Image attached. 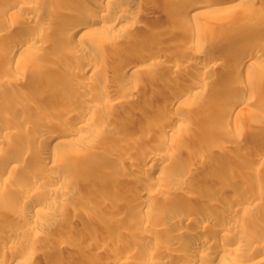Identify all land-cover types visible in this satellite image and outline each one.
<instances>
[{
    "label": "rangeland",
    "instance_id": "rangeland-1",
    "mask_svg": "<svg viewBox=\"0 0 264 264\" xmlns=\"http://www.w3.org/2000/svg\"><path fill=\"white\" fill-rule=\"evenodd\" d=\"M2 1L0 0V2ZM26 1L30 2L35 10L31 15L33 16L32 23L25 18L28 14L26 11L17 13V17L7 18V22H11L12 27L9 30H0V47L6 44L9 38H14L15 35L21 33L20 29L25 28L22 31L29 36V48L37 51V57L32 60L33 62L25 63L24 60H20L17 64H8L7 61L0 59V121H3V124L8 121V123L18 126L17 131L10 135L11 138H9L10 141L6 147L7 154L15 153L17 149H14V145L24 142L29 144L28 147L31 150L32 147H35L34 149L40 152L37 153V156H33L32 153L22 156L12 163L14 164L13 168L8 167L2 173L5 181L0 186V240L3 235L14 236L16 233H19V237L18 234L15 235L19 239L17 238L16 243L9 248L2 249L4 253L8 254V250L12 248V252L17 254L16 258L12 256L14 254H8L1 264H6L10 257H12L11 261L20 260L19 264H134L138 261L143 262L144 259L158 261L161 251L166 249L167 240L170 239V235H167L160 226L163 229L171 230L178 225H168L167 220L163 218H161L162 220L158 219L160 226L157 220H151L148 223L144 220L136 221V218L143 216V212L149 210L145 206L137 208L135 211L131 210L128 204L131 186L119 188V191L116 192L117 188L113 179L122 176L120 167L127 165L126 157L135 158L137 156L136 152L139 151L140 141H142L141 143L149 140L153 142L165 139L170 141L169 147L164 151L165 155L169 156V161L162 162L161 167L151 172L152 178H155L159 172L168 173L169 169L170 172L177 174L180 169L174 168V165L183 166L186 161L184 157H187L185 155L191 157L192 155L209 154L213 149L224 145L226 141L237 138L242 141L241 148L234 146L227 148L232 152L231 156L235 157L232 166L239 162L238 159H246L247 162H250L253 159L250 158L253 154L252 150L250 152V148L254 146L256 150L258 147L264 146V131L258 126L256 127L258 123L264 124V107L258 106L254 100L246 102L248 109L253 111V116L252 114H241V116L221 117L220 107L208 113L197 104L196 107H193L196 114L192 111L193 115L188 116L182 109H172L167 105L170 99H168L169 94L165 92L169 88L176 89L178 86L183 87L188 84L187 75L194 77L196 74H191L190 65L192 63L188 65L182 63L191 58L192 53L200 47L202 41L216 40L220 33L229 31L230 27L241 21L244 16L252 14L251 2L248 1L246 6L236 8L237 12H231V15L218 18L203 7L205 1L208 0H176L177 3L179 2L176 3V6L170 4L168 0H124L128 7L136 10L138 14L129 23L124 22L125 26L119 28L110 21L116 5L113 6V0H103L104 4L108 3V8L99 12L103 23H98L95 26L104 31L105 36L100 40L80 38L75 41H66V35L69 32L67 25L53 26L49 22L68 4V0ZM85 2L90 1L85 0ZM73 5L75 13L78 12L80 3L76 2ZM24 18L29 22L27 23L30 24L29 27ZM256 41L258 44L260 43V47H264V24L259 27L256 40L252 43H256ZM39 42L43 44V47H37L36 44ZM230 47L231 45H227L219 52H228ZM77 48L81 49L80 52L75 50ZM143 50L148 52L149 59L146 63L150 64L148 66L136 64L135 66L133 55L140 51L144 52ZM260 53L264 55L262 51ZM207 55L209 54L207 53ZM157 57H159V61L155 62ZM75 61H77V65L75 64L77 68L72 66ZM126 63L130 64L134 73L132 70L120 72L122 65ZM254 65L256 68L253 70V74L264 77V59L258 58ZM85 66L89 68V71L82 75L79 72L81 67ZM29 74H33V76L29 77ZM198 74L199 76L194 77V80L196 78L202 80V77L206 81L209 80L204 78L203 74ZM245 78L246 75L241 74L237 81L245 80ZM211 82L215 84L209 80V85ZM131 83L136 86L135 89H131ZM231 87H233L231 83H221L218 94L225 99L228 98L227 91ZM78 90L81 95L76 96ZM90 95H94L93 98H90ZM88 96L91 101L105 104L110 111L120 109L119 112L117 111L116 125L120 126L123 131L135 128L134 130H138L137 132L143 136L139 137L138 141L129 140L123 145L115 143L104 145L101 142L102 135L94 136L95 138L90 136L77 139L75 136L77 124L71 119L63 118L62 110L69 103L79 104L81 101H87ZM114 96H130L133 104L129 103V108L122 110V106L113 102ZM51 106H54L55 110ZM162 112L169 113L177 119H182L186 115L188 125L177 127L173 131H166L164 121L158 119V114ZM203 114H208L207 117L213 119L214 122L208 124ZM44 120L52 121L64 129V135L59 139L60 142L53 146L50 143L49 149L44 147L45 144L42 141L31 140L32 133L39 128V124ZM95 123L102 126L106 124V121L105 119H96ZM53 130V125L46 129L44 140L50 137ZM241 135L242 137H240ZM91 141L96 142V147L90 146ZM246 144L250 145H248L249 148L247 146V149ZM117 153H120V156H117ZM50 156L61 160L60 165L52 167L54 171L67 173L72 178L81 176V174L90 176L92 183L88 189L91 192L85 190L87 197L80 190L51 193L48 188H52L55 184L50 183L42 191L40 189L36 191V194L39 195L33 193L36 206L21 208L19 199L24 192L26 182L32 174L36 173L39 162ZM87 160L99 161V170L96 174L85 169ZM170 166L172 168H169ZM259 168L256 169L258 170L256 173L249 175H244V172L239 171L240 173L237 172L239 177L235 173L236 178L231 176L230 180L226 178L228 175L225 177L222 174L223 176H221L234 186L239 184L237 181L243 182L244 178L248 176L246 180H250L255 192L252 194L249 193L250 191H245L248 192L245 195L253 197L254 193L264 188V166ZM131 174L133 173L131 172ZM240 176L241 181L239 180ZM237 187L236 190L239 191L241 187ZM98 192H108L110 196L115 193L120 196L121 203L118 209L114 211L107 206L97 208L94 201L99 199L96 194ZM172 192V190L165 189L163 194L170 195ZM229 192L231 193L230 190ZM218 195L227 201L233 199V195L230 196L228 190H221ZM63 199L65 203L61 209H50L43 205L46 200H54L58 203ZM254 200L257 202L256 198ZM199 201L197 208L215 211L212 207H203L202 204L208 201H202V199ZM258 204L261 208H256L258 205L255 208H250L251 213H255L252 215H255L256 219L252 220L253 224L249 220L251 225H248L249 229L254 230V233L257 231L259 233V230L264 231V200L263 202L259 201ZM91 211L96 213V221L86 218V213ZM71 213L73 214L71 215ZM152 222L153 224H151ZM247 223H244L245 227L242 224L241 229H248V226L245 225ZM255 223H258L259 226ZM149 224L153 226L151 227ZM162 224L167 225L163 226ZM154 226H159L160 231L155 232L157 227ZM85 227L90 231V234H93H91L94 236L93 239L83 241V243L76 242L74 238L77 231L80 228V231H83ZM180 227L184 228L183 225ZM186 227L193 231L191 225ZM112 229H116V231H112ZM114 232L123 235L120 243L111 241ZM239 233L240 230L233 227H230L227 232V234L235 236ZM196 234L199 236L202 233ZM153 241L157 242L156 250L148 248V245ZM211 241L210 245L226 242L225 237L221 234L212 236ZM24 248H27V251ZM203 249L205 250V247ZM170 250L180 252L184 248L176 245ZM47 251H51L52 254L46 256ZM249 253V247L238 253L237 259L240 264H246L245 258ZM254 258L251 261L264 259V251ZM201 261L205 262L204 257ZM160 264L166 263L161 261Z\"/></svg>",
    "mask_w": 264,
    "mask_h": 264
},
{
    "label": "bare ground",
    "instance_id": "bare-ground-1",
    "mask_svg": "<svg viewBox=\"0 0 264 264\" xmlns=\"http://www.w3.org/2000/svg\"><path fill=\"white\" fill-rule=\"evenodd\" d=\"M89 1L90 2L87 3L85 0H68V4L63 7L60 12L55 14L53 19L50 20L49 24L53 26L66 24L67 29L69 30L66 35V41H75L80 38H87L88 40H100V38H103V36H105L104 34L106 33L99 30L95 25L98 23H103V20L101 19L102 17L99 16V12L107 10L108 3L104 4L103 0ZM236 1L237 0H208L203 4V7L206 8L207 11L210 10L214 16L223 18L225 15H231V12H237L238 9L236 8L246 6V2L250 1L253 13L251 12L252 14L244 16L241 21L238 23L236 22V24L230 27L229 31L220 33L216 40L202 41L200 43V47L197 48L198 50L196 49L193 52L194 54L192 53L191 58L189 56L190 59L182 63L185 65L192 63L190 67L191 74H196L194 77L199 76L198 73H201L203 74L204 78L213 81L215 84L211 82L209 85V80H207V82L205 79H203V77L202 80H199V78L198 80L197 78L194 80V77L187 75V79L189 80L187 85H184L183 87L178 86L176 89L169 88L167 91H165L166 94H169L168 99L170 100L167 105L170 108H176V110L182 109L183 112L189 116L191 114L193 115L192 111L194 114H196L193 109L194 106L196 107V104L201 106L203 111L208 113L212 112L213 110H217V108L220 107L221 117H227L241 116V114L251 115L253 111H251V109L249 110V107L246 105V102L248 101L251 102L254 100L258 106L264 107V77H261L258 74H253V70H255L257 65H254L256 60L258 58L264 59V55L260 53L261 51L264 53V47H260V43L258 44L257 41L256 43H252L256 40V33L259 27L264 24V0ZM76 2H79L80 5L78 12L75 13L73 10V4ZM112 2L113 6H116L110 21L115 24L116 27L121 28L125 26L123 24L124 22L129 23L137 16L138 12L136 10L130 9L126 4V1L113 0ZM168 2L175 6L177 3L176 0H168ZM25 11L28 13L26 14L27 17L25 18H27V20L32 23L31 19L33 16L31 15L35 10L33 5H30V2L26 0H3L0 2V30L11 29V22H7V18L14 16L17 17V13H24ZM28 21H26V25H28ZM105 22L106 20L104 23ZM24 23L25 22H23V25H25ZM28 27L26 26V29ZM23 29H20L21 33L15 35L14 38H9L6 41L7 43L0 47V59L7 61L8 64H17L20 60H24L25 63L33 62L32 60L37 57V51L35 49L31 50L29 48V36L23 33ZM36 45L37 47H43L41 42L37 43ZM227 45H231L228 52H219L220 49ZM75 50L80 52L81 49L77 48ZM258 50L260 52H257ZM147 53L145 51H140L139 53H136V55H133V63L135 66L136 64H139L140 66H148L150 64L146 63V61L149 59ZM207 53L209 54L207 56H210L211 58L206 56ZM154 61H159V57H157ZM75 64L77 65V61H75L72 65L73 67L77 68ZM88 69L89 68L87 66L81 67V71L79 73L84 75L89 71ZM131 70L130 64L126 63L122 65L120 72H129ZM134 72L135 71L132 70V73ZM241 74L246 75L245 80L243 79L237 81ZM29 75V77L33 76V74ZM226 82L231 83L233 87L227 91L228 98L225 99L218 93L219 85ZM130 86L131 89L136 88L133 83H131ZM79 95H81V93L78 90L76 92V96ZM90 96H88L87 101H81L79 104L69 103L65 105L62 110L63 118L71 119L75 124H77V129L75 131V136H77V139H80L81 137L88 138L90 136L93 138L94 136L102 135L103 139L101 142L104 145H110V143L123 145L129 140L138 141L139 137L141 138L143 136L141 133L140 135L139 132H137L138 130H134L135 128H133V130L131 129L123 131L120 126L116 125L118 120L117 111L119 112L120 109L110 111L109 107H107L105 104H98L94 100H89ZM93 96L90 98H93ZM112 100L116 104L122 106V110L123 108L127 110L129 106L133 104L132 98L130 96H114ZM168 106L167 108H169ZM51 107L53 110H55L54 106ZM158 115L159 118H157L161 121H164L166 125L164 129H167L166 131H173L177 127H185L188 125L186 123V115L183 116L182 119H177L173 115L169 113L166 114L164 112L159 113ZM207 115L208 114H203L205 121L208 124H212L214 122L213 119H210L207 117ZM96 119H105L106 124L98 126L95 123ZM2 122L0 123V186L3 185L5 181V179H3L2 173L7 170L8 167L13 168L14 164L12 163L14 161L21 158L22 156L27 155L28 153H32L33 156H37V153L40 152H37L38 150L34 149L35 147H32L31 150V148L28 147L29 144L24 142L14 145V149H17L15 153L7 154L6 147L10 141V135L17 131L18 126L16 127L8 123V121H6L5 124ZM52 125L54 128L52 134H50V137L44 140L46 129L50 128ZM257 126L259 129L264 131V124L258 123L256 127ZM63 130L64 129L58 127L54 122L44 120L39 124V128L32 133L31 140L34 142L36 140H40L43 142V144H45L44 147L49 149L48 145L50 143H52L53 146L60 142V137L64 135ZM243 134L245 135L246 133ZM242 135L240 137H242ZM141 142L142 141L139 142L140 145L139 143H136V145L138 144L140 146L139 151L137 150L138 152H136L138 153L137 156L135 158L126 157L125 162L127 165L125 167H120L122 170V176L115 178V180L113 179V183H115L117 190L115 188L114 189L116 192H118L119 188L123 189L126 186H131V195L128 196V204L130 209L135 211V209L145 206L146 209L149 210L143 212V216H138L140 219L136 218V221L142 222V220H144L146 223H148L151 222V220H157L159 225L160 220H162L161 218H163L167 220L168 225H178V227L173 229L171 228V230L167 228L163 229L160 224V228H162V230L165 231L167 235H170V239L167 240L165 246L166 249L161 251L160 257H158L159 260L152 261L149 259L148 261L147 259L143 260L142 258L143 262L138 261L134 264H160L161 261L165 262L166 264H238V253L246 247L250 248V253L247 254L245 258L246 264H264V259L251 261L255 259L254 257L258 256L259 253L261 254V252L264 251V231L259 230V233H257L258 231L254 233V230L249 229L248 225L255 218V215H252L254 212L252 211L253 213H251L250 208H255L256 205H258L256 208H261L259 207L260 204L258 203L259 201L262 200L263 202L264 200V188L259 189V191L254 193V196L251 197L245 195V193H248L245 191H250L249 193L252 194L255 192L253 191L254 188L250 180H246L248 176H244L245 180L242 182L241 175L239 179L241 182L237 181L239 184H235V186L230 184V182L228 183V180L232 179L231 176L236 178L237 174L240 172H244V175H249L251 173L253 174L254 172L256 173V171H258L256 169H258L260 166H264V146L260 148L258 147L256 150V147L254 148V146L250 148V152L252 150L253 154L255 153L253 157V154L250 156V158H253L250 162H247L246 159H238L239 162H237L235 166H232V163L235 162V157L231 156L232 152H230L227 148L228 146L241 148L242 141L241 139L239 140V138L226 141L224 145L213 149V151L209 154H198L192 155L191 157L190 155H185L187 157H184L186 161L183 166L174 165V168L177 169L178 167V169H180L177 174L170 172L169 169L168 173L159 172L155 178H152L151 172H153L156 168L161 167L162 162L166 163L169 161V156L165 155L164 151L169 147L170 141L165 139L154 140V142L152 140L143 143ZM95 145L96 142H92V144H90L92 147H96ZM248 145H245L246 149ZM117 156H120V153H117ZM39 163L40 164L38 165L36 173L29 177V180L24 186V192L20 195L19 204L21 205V208L23 206H36L37 203L34 201L35 195L33 193L35 192L36 194V191H39V189L42 191V189L47 185H50V183L55 184L52 188H48L51 193H63L65 191L67 192V190H80L84 193L83 195L87 197L85 190H88V192L90 191V189H88L92 183V178L90 179V176L81 174V176L72 178L67 173L63 174L59 173L58 171H54L52 167L55 165H60L61 163V160L55 156H50L48 159L44 160L42 159ZM98 164L99 161L87 160L85 163V169L92 171L93 174H96V172L99 170ZM146 164L147 166H145ZM169 168H172V166ZM131 172L134 175L131 174ZM222 174H224L225 177L228 175L226 177L228 178L227 181L225 177H222ZM233 180L236 179L233 178ZM237 186L241 187V189L239 188V191L236 190ZM165 189L170 191L172 190V194H163ZM221 190H228L230 196L231 194L233 195V199L230 201L221 199L222 197L220 198V195H218ZM96 194L99 197L96 202L94 201L97 208L107 206L114 211L118 209L119 204L121 203L120 196L116 195L115 193L110 196L108 192H98ZM255 198L257 202L254 200ZM201 199L202 201H208L205 203L201 202L203 203V207L209 206L210 208H214L215 211L197 208V203ZM64 203V199L58 203L54 200H46L44 201L43 205L50 209H61V206H63ZM72 214L73 213H71V215ZM86 218L88 220L96 221V213L92 211L88 212L86 213ZM159 218L160 220H158ZM254 221H252L251 224H253ZM244 223H247L245 225L248 226L247 228L249 231L246 228L241 229L242 224L243 227H245ZM151 224H153V222ZM162 225L164 226L167 224ZM181 225H183L184 228H181ZM187 225H191L193 231L189 230L186 227ZM256 225H258V223ZM159 226H154L157 227L154 230L155 232H157V230L160 231V229H158ZM230 227L240 230L239 235L235 236L233 234H227ZM80 229L77 231L75 235L76 237L74 238L76 242L83 243V241H90L93 239V234L91 233V235L89 233L90 231H88L86 227L83 229V231H80ZM114 230L116 231V229H112V231ZM117 233L118 232H114L111 241L120 243V241L123 239V235ZM196 233L202 234L198 236ZM142 234L145 235V233ZM217 234H221L223 237H225L226 242L210 245L212 242L211 237ZM15 235L19 237V233H16ZM15 235L1 236L0 264L8 254H14L12 256L16 258L17 254L12 252V248L8 250V254L7 252L4 253L2 251V249L4 250L6 247L9 248L11 245L16 243V239L18 237L16 238ZM176 245L184 248V250L180 252L170 250V248L172 249V247ZM148 246L149 249L156 250L157 242L153 241ZM203 247H205V250ZM25 250L27 251V248ZM51 254V251H47L46 256H50ZM203 257L205 262L201 261ZM11 259L12 257H10L6 264L20 263V260L15 261L14 259L11 261ZM247 261L251 262L248 263Z\"/></svg>",
    "mask_w": 264,
    "mask_h": 264
}]
</instances>
